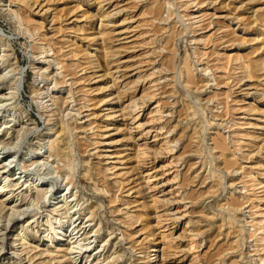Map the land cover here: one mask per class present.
Instances as JSON below:
<instances>
[{"label":"rangeland","instance_id":"obj_1","mask_svg":"<svg viewBox=\"0 0 264 264\" xmlns=\"http://www.w3.org/2000/svg\"><path fill=\"white\" fill-rule=\"evenodd\" d=\"M0 75V264H264V0H0Z\"/></svg>","mask_w":264,"mask_h":264},{"label":"bare ground","instance_id":"obj_2","mask_svg":"<svg viewBox=\"0 0 264 264\" xmlns=\"http://www.w3.org/2000/svg\"><path fill=\"white\" fill-rule=\"evenodd\" d=\"M190 3V2H189ZM100 5V4H99ZM104 7V6H103ZM234 8V7H233ZM7 9V8H6ZM9 9H11V8H9ZM118 9V8H117ZM119 10V9H118ZM117 10V11H118ZM116 11V12H117ZM107 14H109V13H107ZM191 16V15H190ZM193 17H195V18H198V17H202V14H195V16H193ZM203 18V17H202ZM201 18V19H202ZM199 19V18H198ZM197 19V20H198ZM196 21V20H195ZM199 21V20H198ZM26 30V29H25ZM28 31V30H27ZM31 33V32H30ZM33 33V32H32ZM119 33H122V32H119ZM144 33V32H143ZM33 36V35H32ZM130 38V35H128V36H124V38ZM130 41V40H129ZM195 41V40H194ZM41 46V45H40ZM43 47V46H42ZM45 49V48H44ZM145 55V54H144ZM6 59V58H5ZM136 63V62H135ZM138 63V62H137ZM140 63V62H139ZM129 65V64H128ZM141 65L142 64H139L138 65V68L137 69H139V67L141 68ZM131 66V65H130ZM130 66H128V68L130 67ZM135 67H137V66H135ZM235 67H237V66H235ZM13 69L15 68V67H12ZM133 68V67H132ZM132 68H130V69H132ZM11 69V68H10ZM13 69H11V70H13ZM16 69V68H15ZM14 69V70H15ZM143 69V68H142ZM15 71H17V69L15 70ZM14 71V72H15ZM139 71V70H138ZM19 73V72H18ZM60 73V72H59ZM16 74H17V72H16ZM15 74V76L14 77H16L17 75ZM149 75V74H148ZM152 75V74H151ZM1 76V75H0ZM17 78V77H16ZM16 80V79H15ZM56 82V81H55ZM152 82H153V80H152ZM17 83V82H16ZM13 84V83H12ZM61 84V83H60ZM15 88H16V84H14V91H15ZM17 91H18V89H17ZM16 91V92H17ZM4 94V93H3ZM3 94L2 95H0V98H2L3 97ZM46 94V93H45ZM36 96V95H35ZM1 100V99H0ZM43 100V99H42ZM53 101H56V99L55 100H53ZM130 102H133V101H130ZM64 103V102H63ZM136 105V104H135ZM158 105V104H157ZM136 107V106H135ZM137 108V107H136ZM135 108V109H136ZM150 120V119H149ZM153 120V119H152ZM137 126V125H136ZM138 127V126H137ZM150 128V127H149ZM57 130V129H56ZM56 134H55V136L51 139V142H50V145H49V147H50V149H52V151L53 152H55V153H57V154H59V156H63L64 157V154H65V152H66V150H65V145H64V142H63V139H62V134H63V129H60L59 131H57V132H55ZM8 134V133H7ZM163 134V133H162ZM169 138V137H168ZM164 139H165V136H162L161 134H158V135H156L155 136V138L152 140L153 142L155 141H157V142H159V141H164ZM166 140V139H165ZM176 144V143H175ZM143 147H146V148H142V155H140L141 157H148V156H150V153H149V148L147 149V146H143ZM154 147V146H153ZM140 149H141V147H139ZM156 148V147H155ZM155 148H153V149H155ZM160 148V147H159ZM173 148V147H172ZM67 149V148H66ZM157 149V148H156ZM166 149V148H165ZM158 150V149H157ZM139 154V153H138ZM140 157V158H141ZM144 159V158H143ZM141 160V159H140ZM145 161V160H144ZM141 162V161H140ZM143 164V163H142ZM49 165V164H48ZM51 165V164H50ZM111 168V167H110ZM24 169H26L25 167H24ZM153 169V168H152ZM4 171V170H3ZM153 171H151V169H149V172L148 173H152ZM48 176V175H47ZM174 177H176V176H174ZM47 178V177H46ZM6 179V178H5ZM3 180V179H1L0 180V196H5V197H3V198H1L0 199V205L2 206L1 208H5L9 203H10V201H9V199H10V197H12L11 195H13V193H14V190L16 189L15 188V186L18 184V181L17 180H15L16 178H12L11 179V182H9V183H6V180ZM3 180V181H2ZM62 182V181H61ZM10 187V189L8 190L7 189V187ZM155 187V186H154ZM153 188V187H152ZM49 188L47 189V188H44V187H37V194H36V196L35 197H33V200H35V202H37V201H39L40 199H44L45 200V197L47 196V193H49ZM14 196V195H13ZM48 197V196H47ZM69 197V196H68ZM68 197H67V195L66 196H64L63 195V197L62 198H60V196H55L54 197V202H53V204H54V207L52 208L53 209V211H55V212H59L61 209H64V212L67 214V215H69L70 214V212H71V209H72V207L73 206H71V207H67L66 205H67V203H68V201L70 200V197H69V199H68ZM16 198V197H15ZM15 200V203L12 205H9L8 206V208H11V211H10V213H9V217L8 218H10L11 217V215H13L15 212H19L21 209H20V207H18L17 205H18V203L19 202H16V201H18V199H13V201ZM53 200V199H52ZM12 201V200H11ZM71 201V200H70ZM42 202V201H41ZM32 203V202H31ZM37 204V203H36ZM35 204V205H36ZM70 204H71V202H70ZM78 204V203H77ZM20 205V204H19ZM76 205V204H75ZM74 205V206H75ZM89 208H91V207H89ZM93 209V208H92ZM90 210V209H89ZM93 211V210H92ZM51 212V211H50ZM89 213H90V211H88ZM72 217V216H71ZM70 217V218H71ZM94 217V216H93ZM161 217V216H160ZM12 218V217H11ZM175 218V217H174ZM57 219V218H56ZM10 220V219H9ZM90 221V223L89 224H86V222L87 221ZM91 220H94V218L92 219V217H90V215H88V219L86 220V221H84V222H82V221H80V222H78L77 223V220L75 219L73 222H72V224H73V227H72V229H71V232H70V234H69V238H68V243L67 244H69L67 247H66V250L67 251H69V253H71L72 255H70L69 257V259L71 260L72 259V261L74 262V264H76L77 262H78V260H80L81 261V259L83 258H87V256H90L91 254H92V250L94 249L95 250V247L94 248H90V246H91V244H92V242L94 241V240H90V238L92 237V234L90 235V234H88L89 232V229H88V227H93V225H92V223H91ZM60 221V220H59ZM53 226V225H52ZM54 228H57L58 230H61V225H59V226H53ZM52 228V227H51ZM99 230V227H97L96 229H95V231H98ZM23 234V233H22ZM95 235V234H94ZM3 237V236H2ZM95 238V237H94ZM3 239V238H2ZM87 240H89V241H87ZM96 240V239H95ZM70 244H73V245H70ZM106 247V246H105ZM105 248H103L102 250H98L97 252H95L94 253V256L91 258V259H89L88 258V260H94L95 259V257H96V255H97V253H99L100 251H103ZM89 253V254H87V253ZM66 255V254H65ZM91 257V256H90ZM98 259V258H97ZM97 259H95V260H97ZM88 260H86V261H88ZM91 261H90V263L89 264H91ZM94 262V261H93Z\"/></svg>","mask_w":264,"mask_h":264}]
</instances>
